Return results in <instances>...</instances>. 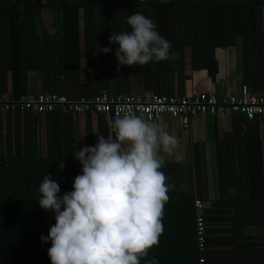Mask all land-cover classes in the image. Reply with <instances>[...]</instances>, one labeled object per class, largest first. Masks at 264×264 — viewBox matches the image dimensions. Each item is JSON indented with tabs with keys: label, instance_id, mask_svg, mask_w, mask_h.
<instances>
[{
	"label": "crops",
	"instance_id": "1",
	"mask_svg": "<svg viewBox=\"0 0 264 264\" xmlns=\"http://www.w3.org/2000/svg\"><path fill=\"white\" fill-rule=\"evenodd\" d=\"M254 1L258 8H250ZM254 1L0 0V92L31 96L55 91L70 99L103 91L145 96L206 92L222 98L246 84L264 94V0ZM149 5L167 6L160 12ZM136 12L153 20L171 43V59L118 66V45L108 40L130 31L126 20ZM96 44L111 51L94 54ZM109 118L116 117L60 108L41 114L0 110V148L48 164L63 162L71 171L74 164L81 166L75 151L95 145L97 135L107 138ZM154 122L178 139L175 152L163 154L161 170L169 191L193 185L195 159V192L206 237L200 255L206 264H264V117L199 112L187 128L169 115ZM79 174L81 168L74 176ZM168 196L163 233L147 259L197 264L193 205L187 198Z\"/></svg>",
	"mask_w": 264,
	"mask_h": 264
},
{
	"label": "clouds",
	"instance_id": "2",
	"mask_svg": "<svg viewBox=\"0 0 264 264\" xmlns=\"http://www.w3.org/2000/svg\"><path fill=\"white\" fill-rule=\"evenodd\" d=\"M130 31L112 34L117 64L143 66L171 59V43L153 20L136 12L127 17ZM96 44L94 54L110 52ZM108 135L75 151L81 174L72 191L59 196L50 175L39 185L38 204L54 213L55 224L42 243L50 264H141L159 244L164 206L169 201L163 154H173L178 139L160 124L131 111L109 118ZM64 167L63 162L59 169ZM145 264H159L155 257Z\"/></svg>",
	"mask_w": 264,
	"mask_h": 264
},
{
	"label": "trees",
	"instance_id": "3",
	"mask_svg": "<svg viewBox=\"0 0 264 264\" xmlns=\"http://www.w3.org/2000/svg\"><path fill=\"white\" fill-rule=\"evenodd\" d=\"M100 3L103 4L98 5L100 7L109 8L110 6L106 2ZM256 3L257 1L252 2L250 8L255 5L258 8L259 5ZM122 6L124 8L128 7V5ZM149 6H158L159 8H157L161 12V8L167 5ZM248 11L244 9L246 18H248L246 16ZM206 15L208 16V12L203 17L206 18ZM1 90L4 91L5 89L2 88ZM2 91L0 96L5 94L9 102L20 97V91L13 95H7ZM0 110L3 109L0 108ZM3 111L20 112L18 109L11 108ZM191 161L193 185L186 189L169 191L168 193L184 197V200L187 198L188 205H193L192 212L195 214L194 201L198 197L195 192L197 189L195 184L199 173L196 170L195 163H193L195 159ZM52 164L46 163L44 159L39 160L29 156L26 152L24 155H11L8 151H3L0 148V264H50L47 250L51 243L50 241L42 243L40 237L42 235L47 236L49 228L55 224V219L54 213L50 210L46 212L39 207L40 194L38 188L44 175L62 172L61 177L58 179L52 178L59 184L60 193L58 195L62 196L64 193L72 191L73 180L76 177L74 175L81 168L80 165L74 164L71 171H68L65 165L64 170H60L59 164ZM146 259L147 257L142 259L141 264H145ZM156 259L159 264H163L160 257H156Z\"/></svg>",
	"mask_w": 264,
	"mask_h": 264
},
{
	"label": "built area",
	"instance_id": "4",
	"mask_svg": "<svg viewBox=\"0 0 264 264\" xmlns=\"http://www.w3.org/2000/svg\"><path fill=\"white\" fill-rule=\"evenodd\" d=\"M0 108L3 110L18 109L20 112L32 111L37 114L53 112L60 108L82 114L94 111L106 116H123L128 112L139 115L146 120L154 121L161 115L180 119L184 128H187L190 119L196 113L223 114L225 112L238 113L247 119L256 116L264 117V94L252 92L248 85L243 84L238 92L226 97H217L215 94L199 92L193 95L179 93L151 95L116 94L108 91L97 93L91 97L70 99L58 92L38 93L36 95H21L18 99L9 102L5 94L0 96ZM195 240L199 252L198 264H206L203 255H200L206 244L205 221L201 211L202 202L195 199Z\"/></svg>",
	"mask_w": 264,
	"mask_h": 264
}]
</instances>
